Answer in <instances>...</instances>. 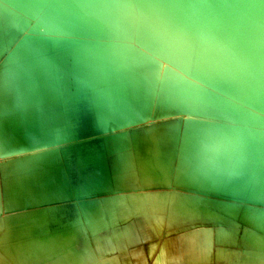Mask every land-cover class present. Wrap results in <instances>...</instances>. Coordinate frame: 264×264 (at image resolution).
I'll return each mask as SVG.
<instances>
[{"label":"rangeland","instance_id":"rangeland-1","mask_svg":"<svg viewBox=\"0 0 264 264\" xmlns=\"http://www.w3.org/2000/svg\"><path fill=\"white\" fill-rule=\"evenodd\" d=\"M102 2L103 4L94 11L93 15L105 24L101 25L99 22L100 24L93 30L47 7H44L38 15V21L43 25L41 27L35 25V20L17 14L9 5L0 1V43L3 45L0 51V112L10 115L19 113L20 103L14 88L18 65H25L30 69L33 63H40L50 69L53 66L51 60L53 57L58 66L59 86L55 87L52 73L49 72L46 77L50 80V86L43 87L40 91L42 103L39 109L44 114L42 123L47 127L52 126L56 121L63 123L67 115L68 118H75L84 108L89 111L94 124L102 126L105 115L101 94L103 78L113 84L132 79L137 81L141 77L146 79L153 83L154 90L145 89L144 99L147 105L143 117L123 124L118 121L114 127L107 130L95 129L90 137L85 135L83 139L77 141L67 139L47 146L73 145L82 148L96 145L105 148L117 137L129 138L140 131L147 133V138H142L143 140L137 136L140 162L144 154L147 155L148 162L139 163L140 166L144 165V168L139 169L142 186L147 190L155 188L159 194L168 195L170 200L167 201L160 195H157L160 196L157 198L146 192L145 197L148 202L152 206H159L152 208L153 212H160L157 218L152 217L141 203L144 210L142 213L127 216V219L117 223L118 227L114 228L110 209H118V203L122 198H130L136 183L128 184L127 180L135 181V179L134 176L127 174L123 167L118 165L120 168L114 171L112 167L116 153L113 151L106 153L105 161L111 168L110 177L115 180H126L128 185L121 191H106L94 197L93 200L97 205L94 210L102 215L104 221L98 234H107L114 229L121 231L128 225L131 226L132 233L129 242L121 236L119 249L108 254L107 259L115 261L116 258L118 264H152L156 252L161 247H165L166 253L172 252L176 257L181 255L180 259L176 258L168 264H238L240 257L245 253L242 247L243 236L247 247L264 252L259 244L249 243L246 237L248 234L254 236L253 231H259V234L264 235L263 229L251 223V218L256 213L264 214V161L255 162L257 168L255 176L247 180L251 188L260 189L261 192L257 194L249 191L247 195L241 197L228 196L227 192L223 190L220 192L218 189L219 186L231 187L234 181H238L237 177L227 181V176H220L224 174L223 163L226 162L223 161L214 174H210L205 167L213 163L210 158L205 159V154L208 152L211 154L220 152L222 160H231L226 168L234 170L236 164H241L233 162L234 149H231L227 156L224 155L223 149L228 137L229 143L234 148L235 144L238 145L236 138L241 136V132L245 134L247 130H250L248 135L252 143L257 144L260 156L264 159V109L261 104L247 101H242L246 106L237 102L228 104L225 101L227 98L221 96L220 88L214 84V81L206 74H199L197 63L199 56L203 54L202 49L206 48L212 56L219 50L200 32L198 17L194 11H188L184 6L179 7V12L172 11L171 7H165L161 14L167 27L173 29L175 35L181 39L179 52L183 54L182 59L173 66L175 87L171 89L168 97H165L164 91L168 86L165 85V81H160L162 78L158 79V75L166 69V60L158 59L156 53L149 51L141 42H135L133 25L136 26L141 20L140 3L138 0H103ZM29 30L37 33L31 40L38 52L33 56L24 57L22 61L18 59L10 61V54ZM63 35L79 41L71 44L62 38ZM224 52L230 53L231 48L226 47ZM140 54H144L142 59L148 62L135 64L129 61L132 66L130 69L126 65L129 62L125 63V60L120 59L124 55L125 58L130 57L135 60ZM159 55L164 59L168 57L165 51L159 52ZM112 58L117 60L112 61ZM103 62L108 65H103ZM215 73L224 76L223 67H217ZM180 84L186 85V89L181 90L178 87ZM260 84L261 82L252 80L250 92ZM213 99L223 101L227 105L222 106ZM49 117L52 120H49ZM53 119L56 121L53 122ZM189 128L197 129L193 131L195 134L192 132V136L188 134ZM235 128L241 131L240 135ZM151 130L153 131L150 132ZM166 134H169L167 138ZM154 140L158 145L157 151L150 148L149 152L142 154L141 141L144 145L150 146ZM215 145H218L217 148ZM190 146L201 153L190 154L188 148ZM129 150V148L123 149L118 154L119 157L125 160L128 153L126 151ZM31 151L30 153H34ZM23 154L22 151L11 154L0 153V182L6 175L3 165ZM8 165L11 166L10 163ZM191 176L192 179L189 181L188 178ZM242 178L245 181L247 176L243 174ZM82 186V189L92 188L88 184ZM192 202H195V206ZM188 203L192 205L191 209L187 208ZM76 207L86 218L94 213V210L88 213L89 208L85 207L83 202L77 201ZM168 207L167 212L170 214L166 215L163 210ZM228 208H234V213L232 214ZM1 209L0 201V264H6L3 248L7 242L44 234L49 223L44 221L36 225L27 222L18 224L20 227L25 226L23 228L1 232L7 228L4 225L5 219ZM18 212L19 210H14L12 214ZM154 218L158 219L156 223ZM170 225L175 229L191 227L177 232L167 231ZM205 228L212 229L214 233L224 231L226 234L223 241L213 242L209 262L204 260L201 240V231ZM77 236H80L79 243L83 245L82 233L78 232ZM95 237L96 234H90L93 244L97 239ZM190 248L191 251L188 250ZM79 250L83 252L76 256L73 254L74 251H70L68 256L59 260L60 264H87L86 260L89 258L87 250L85 248ZM25 256L32 258V254L28 252L20 255V258Z\"/></svg>","mask_w":264,"mask_h":264},{"label":"crops","instance_id":"crops-1","mask_svg":"<svg viewBox=\"0 0 264 264\" xmlns=\"http://www.w3.org/2000/svg\"><path fill=\"white\" fill-rule=\"evenodd\" d=\"M44 7L50 8L61 15H65L91 29L93 28V30L99 25V22L94 20L92 13L95 9L93 0H50ZM11 8L18 13L24 14L28 18L35 20L34 23L36 22L41 27L43 26L38 21V16L31 18L24 12H21L12 6ZM39 13L37 15H39ZM32 37L28 38L21 48H19L21 41L19 42L10 54V61H16V59L22 61L24 57L33 56L38 52V49L32 44ZM63 38L70 41L71 44L78 41L66 36ZM2 47L3 45L0 43V51H2ZM51 60L54 61L53 58ZM116 60L117 59L112 58V61ZM103 65L108 64L103 62ZM51 69H53L55 87L58 88L59 80H57L56 77L57 66L54 65ZM51 69L40 63H33L30 69H27L25 65L18 66L15 91L21 103L22 110L19 112L21 115L16 114L17 116L12 119H7L0 115V150L4 147L5 151H9L16 149V147L20 145H24L21 149H25L26 147H43L66 139L76 141L83 139L85 135L87 136V134H89L86 133L87 130H107L114 127L118 121H121L119 122L120 124H123L124 122H134L140 117H143L145 113L147 101L144 99L143 93H140L139 90L148 87L144 86L142 81L124 80L113 84L104 80V77L101 94L105 106V115L102 126H96L88 111L84 110L79 114L77 121H65L63 124L56 123L54 124L53 129L45 130L40 124L42 113L37 108L40 106L42 100L40 91L43 87L50 86L49 79H47L46 76L47 72ZM28 108H30V112L25 113ZM36 115L40 117H35ZM194 130L196 131L197 129L189 128V136H192ZM152 131L153 130L150 132ZM198 132L201 131L198 130ZM137 135L141 140L147 138V133L145 134V132L140 131ZM242 135L243 133L241 136ZM152 136L154 137V135ZM168 136L169 134L165 135L166 138ZM141 143L140 150L142 154L149 152L150 148L153 150L155 149V151L158 149L156 140H154L150 146L144 145L143 141H141ZM131 145H133L132 137H117L112 141L111 145L105 148L95 145L77 148L71 145L72 147H57L46 149L48 151H40L19 156L14 161L11 171H8L11 175L5 177L7 179H4L0 185V201L2 204L1 212L5 219L4 225L7 226V228L1 230V232L23 228L25 226L20 227L18 224L27 222L40 225L44 221H48L49 226L47 227L46 232L39 236H32L22 240L7 242L3 248V251L6 254V263L60 264L59 260L66 255L68 256L70 251H74L73 254L76 256V254L79 255L83 252V250H79L80 248H85L89 257L86 260L87 264H118L116 258L115 261L110 260L107 259V255L119 249V240L121 239V236L128 242L131 240V226L128 225L121 231L114 229L113 232L99 235L98 231L104 221L101 218L102 215L96 213L94 210L96 209L94 206H97L94 204L96 203V201L94 202L93 200L95 199L94 197H97V195L106 191H121L127 187L128 184L136 183V187L132 189L133 194L130 198H122L118 203V209H110V218L115 224L113 225L114 228L118 227L117 223L127 219V216H135L138 213H142L144 210L141 207V203L145 205L146 211H149L152 217L156 216L157 218L160 212H153L152 208L159 206H152L148 202L145 197L146 192H150L157 198L161 196L163 199H167V201L170 200V198L168 199V195L165 193L159 194V191L155 188L149 190L143 188L139 169L144 168V165L140 166L139 163H148L147 155L144 154L141 162L140 160L138 161L135 156L134 147ZM125 148H129L130 150L126 151L128 152L126 155L127 158L123 160L118 154ZM188 148H190V154L194 152L201 153L199 150L195 151L191 146ZM66 149H71L70 153H72V156L64 157L63 152ZM111 151L116 153L115 158L113 159L114 166L112 169L117 171L120 168V161L124 162L125 164L121 167L125 169L127 174L134 176L136 182L129 179L127 180V184L126 180H113L110 177L111 168L105 161V155ZM205 156V159L210 158L213 161L211 166H205L208 168L210 174H214V172L222 165L221 163L223 161L228 163H223L226 165H229L231 161L222 160L220 152H218V154H211L208 152ZM104 165H106L105 168H103ZM72 166L76 169L74 177L71 172ZM101 167L104 170L107 168L106 171L109 176L107 177L105 173L106 177L103 176L101 182L95 183L94 180L91 181L85 174L86 171L100 170ZM210 178H212V176ZM191 179L192 176L188 178L189 181ZM84 184H88V186L91 185L92 188L82 189V185ZM157 184L159 185V183ZM74 199H76L78 203L83 202L85 207L90 208L88 213L93 212L94 210L93 215L91 217L87 216V218L84 217V214L76 207V200ZM65 205H70L71 210H62V206ZM168 209L169 207L166 210H163L166 212V215L170 214L167 212ZM14 210H19V212L12 214ZM156 218L153 219L155 223L156 220H158ZM172 223L173 222H170V224ZM10 224H16L18 226H8ZM189 227L191 226L175 229L173 225H170L167 231L172 230L177 232ZM89 231L91 233H96L95 238L97 239H95L94 244L89 238ZM78 232L82 233L81 240L83 245H80L79 243L80 236H77ZM255 233L259 234V231H253V234ZM225 236L226 234L224 231L214 233L210 228H205L201 231V240L206 262H209L211 258L210 253L213 242H221L224 240ZM246 237L249 239V243H253L248 235ZM35 243H39L40 250L34 246ZM242 244L245 253L244 256L240 257L238 264H264V252L255 248L252 249L247 247L244 242V236L242 238ZM191 249L192 248L188 250L191 251ZM26 252L31 253L32 258L29 256L20 258V255ZM180 257L181 255L178 257L172 255V252L166 253L165 247H161L153 256L152 264H168L176 260V258L180 259Z\"/></svg>","mask_w":264,"mask_h":264},{"label":"bare ground","instance_id":"bare-ground-1","mask_svg":"<svg viewBox=\"0 0 264 264\" xmlns=\"http://www.w3.org/2000/svg\"><path fill=\"white\" fill-rule=\"evenodd\" d=\"M48 1L50 0H4L6 4H9L10 6L18 9L21 12H24L26 15H28L31 18H35L36 16H38L37 14L41 11V9L45 6V4ZM102 1L103 0H93L95 9L93 10L92 13H94V11L100 5L103 4ZM192 1L138 0V2L142 7V10H140L139 12L141 20L139 21V23L136 24V26L133 25L135 37H136L135 42H141V44L146 46L149 49V51L156 53L158 59L166 60V69L161 75H158V79L162 78L160 79V81L161 82L165 81V85L168 86L167 89L164 91L165 97H168V94L170 93L171 89L175 87L176 79L174 74L175 69L173 68V66L175 64L177 65L178 60H181L183 55V54L181 55V52H179V49L181 48L182 45L181 39L175 35V31L173 29L167 27V25L165 24V22L161 17L162 10L165 8L166 3H169L172 8L179 9V4L185 5V7L187 8L188 6L193 7L196 10V13H201V18H199L198 26L200 27V32L203 33V35H205V37H207L209 41L213 42V44H215L217 47L220 48H225L228 45L233 46L234 50L229 54H216V55L214 54L213 56L211 54H208V52H205L204 49H202L203 54L199 56L197 63L199 73L206 74L209 76V78L215 77L217 79L216 84L222 90L219 93L221 94V96L227 98L225 101L228 104L232 102L243 104L241 101L244 100V101H252L254 103L259 102L260 104L264 105V1L262 0H192ZM143 7H145V9ZM94 20L100 22L101 24H105L103 21L95 17ZM35 25L38 24L36 23ZM36 34L37 33H35L33 30L28 31L24 39L21 41L19 48L22 47V45L26 42L28 38H31L32 36H36ZM161 51H165L168 57H165V59L161 57L159 55V52ZM125 57L124 55L120 57V59L125 60V63L126 61L134 62L135 64L148 62L145 59H142L144 57V54L142 55L140 54L136 56L135 60H133L130 57L129 58L128 57L125 58ZM130 62L129 64L126 63V65L129 66L128 67L129 69L132 67ZM219 66L223 67L224 76H219L217 73H215L216 68ZM252 80H255L256 82H261V84L258 87H254L252 92H250L249 89ZM129 81H136V80L132 79ZM137 81H142L143 85L148 87V88H144L143 90H139L140 93H143V97H145V92H146L145 89L154 90L152 89L153 83H150L146 79L141 77L140 79H137ZM209 83L211 82L209 81ZM185 86L186 85L184 84H180L178 87L181 90H185L186 89ZM213 100L218 102V104L222 106L227 105L223 101L216 99ZM235 130H237L238 135H240L241 131L238 128H235ZM249 132L250 130H247L245 135L243 134L244 136L242 135L236 138L238 145L235 144L234 148L228 141L229 137L228 136H227L228 138L226 137L227 139L225 141V146L223 149L224 155L230 153L231 149H234L233 162L235 161L241 163V164L235 163L236 168L234 170L230 168H226V164H223L225 167L224 174H221L220 176L222 177L227 176V181H232V177L238 178V181L233 180L234 183L232 184L231 187L219 186L218 188L219 191L221 192L223 190L227 192L228 196L241 197L243 195H247L249 191L254 193L256 192L257 194L261 192L260 189L251 188L248 185V181H247L248 179H251L252 177L255 176V173L257 171L255 162L264 161V159L261 158L260 156V152L257 147V144L252 143L248 135ZM137 136H138L137 134L132 136L133 145L131 146L134 147L135 156L139 161L140 157L138 155V149H137V144H138ZM217 146L218 145H215L216 148ZM70 150L71 149H66L63 152L65 158L66 156H72ZM239 150L241 151L238 154ZM228 156H230V154ZM105 167L106 165H104L103 168ZM103 168L101 167L100 170H96V171L89 170L86 171L85 174L91 181L94 180L95 183L101 182L103 176L106 177L107 175V177H109L106 171L107 168L105 170ZM71 172H72V176L74 177L76 173V169L74 166H72ZM243 174L247 176V179L245 181L244 178H242ZM190 203L187 204V208L189 209L192 208V205L195 206V202L194 203L192 202L193 203L192 205ZM228 209L232 214L234 213L233 212L234 208H228ZM62 210L70 211L71 207L70 205H65L62 206ZM251 223L253 224V226L264 230V214L256 213L253 216V218H251ZM249 238L256 245L259 244L258 246H260L261 249H264L263 234L255 233L254 236L252 237L249 236ZM34 246H36L37 249L40 250L39 243H35Z\"/></svg>","mask_w":264,"mask_h":264},{"label":"water","instance_id":"water-1","mask_svg":"<svg viewBox=\"0 0 264 264\" xmlns=\"http://www.w3.org/2000/svg\"><path fill=\"white\" fill-rule=\"evenodd\" d=\"M177 1V0H176ZM190 1H192V0H190ZM262 1H264V0H262ZM2 2L3 3H5L4 2V0H2ZM193 2V1H192ZM194 3V2H193ZM6 4V3H5ZM7 5H9V4H7ZM10 6V5H9ZM180 6H184L185 7V5H181V4H179V7ZM11 7V6H10ZM165 7H171L170 6V4L169 3H166V6ZM186 8V10H188V11H194V13H195V15L198 17V20H197V24L199 23V18H201V13H196V10L193 8V7H191V6H188V8L187 7H185ZM50 9V8H49ZM171 10L172 11H174V12H179V9L178 8H172L171 7ZM163 11V10H162ZM17 14H21V13H18L17 11H15ZM162 14V13H161ZM21 15H24V14H21ZM25 16V15H24ZM65 16V15H64ZM65 17H67V16H65ZM71 19V18H70ZM71 20H73V19H71ZM74 21V20H73ZM76 22V21H75ZM78 23V22H77ZM80 24V23H79ZM102 25V24H101ZM85 26V25H84ZM85 27H87V26H85ZM89 29H90V27H88ZM200 28V27H199ZM202 35H203V33H202ZM204 37H205V35H203ZM63 37H65L64 35L62 36V38ZM66 37H68V36H66ZM69 38H73V37H69ZM206 39H207V37H205ZM64 40H65V38H63ZM74 39V38H73ZM208 40V39H207ZM67 42H68V40H66ZM70 42V41H69ZM211 42V41H210ZM213 43V42H212ZM215 45V44H214ZM226 47H229V48H231V52L234 50L233 49V46L231 45H228V46H226ZM226 47L225 48H220V47H217L216 45H215V48L216 49H218L219 51L218 52H216L215 53V55L216 54H229L228 52L226 53V52H224V49H226ZM204 50H205V52H208V50L206 49V48H203ZM208 54H209V52H208ZM52 59V58H51ZM53 59H54V61H52V64H53V66L55 65V66H57L56 65V59L53 57ZM19 66V65H18ZM48 67V66H47ZM27 68V67H26ZM57 68H58V66H57ZM51 69V68H50ZM53 69H51L50 71H48L47 72V74L49 73V72H51L52 73V76H53V78H52V80L54 81V83H55V80H54V75H53V71H52ZM56 72H57V70H56ZM58 74V73H57ZM199 74H201V73H199ZM58 76L59 75H57L56 77H57V80H59V83H60V79L58 78ZM48 79V78H47ZM210 79L211 80H213L214 81V84L217 86V84H216V81H217V79L215 78V77H210ZM50 81V80H49ZM16 83V82H15ZM57 83H58V81H57ZM59 83H58V86H59ZM218 87V86H217ZM14 88H15V84H14ZM222 90L220 89V92H221ZM15 93H16V91H15ZM17 96V95H16ZM223 97V96H222ZM18 98V97H17ZM223 98H225V97H223ZM233 98H235V97H233ZM19 100V99H18ZM236 100V99H235ZM242 101H244V100H242ZM241 101V102H242ZM244 102H246V101H244ZM247 102H250V103H254V102H252V101H247ZM19 103H20V101H19ZM41 103H42V101H41ZM254 104H257V103H254ZM41 105V104H40ZM261 106H262V109H264V105H262L261 104ZM40 107V106H39ZM39 107L37 108V109H39ZM20 110H19V112L22 110L21 109V103H20V108H19ZM27 111L25 112V113H29L30 111V108H28V109H26ZM40 111H41V122H40V124H41V126L43 127V129H45V130H47V129H53V127H54V124H56V123H60V122H57L56 120H54L53 119V122H55L56 121V123H53L52 124V126H49V127H47L45 124H43L42 123V119L44 118V114H43V111L41 110V109H39ZM84 110H87V109H83L82 111H84ZM82 111L79 113V114H81L82 113ZM88 111V110H87ZM88 113H89V111H88ZM17 115H21L20 113H16ZM16 114H14V115H10V114H7V113H3V112H0V115L2 116V117H6L7 119H9V118H14V117H16L17 115ZM79 114H77V116L75 117V118H68L69 117V115H67V117H66V119H65V121H67V122H71V121H77L78 120V116H79ZM89 115H90V113H89ZM35 117H40V116H38V115H36ZM90 117H92L91 115H90ZM52 120V118L51 117H49V120ZM92 119V118H91ZM64 121V122H65ZM63 122V123H64ZM119 122H121V121H119ZM63 123H60V124H63ZM98 131V130H97ZM95 131H93V130H87L86 131V133H89V134H87V136L89 135V137H90V135H92L91 133H94ZM67 140V139H66ZM69 140H71V139H69ZM62 141H65V140H62ZM62 141H57V142H54V143H51V144H56V143H60V142H62ZM73 141V140H72ZM77 141V140H76ZM50 145V144H49ZM49 145H45V146H43V147H34V148H25V149H21V148H23L24 147V145L22 146V145H20V146H18V147H16V149H13V150H7V151H5L4 150V147L0 150V153H2V154H11V153H15V152H21L22 151V153H24V154H31L30 153V151L31 152H34V153H37V152H40V151H48V150H46V149H53V148H57V147H65V146H58V145H53L52 147H47V146H49ZM96 146V145H95ZM104 148V147H103ZM19 156H21V155H19ZM18 156V157H19ZM17 159V158H16ZM15 158L12 160V161H10V162H6V164H4L3 165V168L5 169V171H6V175H5V177H8V176H10L11 174H9V172L11 171V168H12V166H13V164H14V161L16 160ZM10 163V165L11 166H9L8 164ZM120 166H122L123 164H125V163H123V162H121L120 161ZM9 171V172H8ZM3 178V180L4 179H7V178ZM3 180H1V182H0V185H1V183H2V181ZM113 180H115V179H113ZM74 200H76V199H74ZM76 202H77V200H76ZM98 233H99V231H98ZM90 234L92 235V234H96V233H91L90 231L88 232V235H89V238H90ZM91 240V239H90ZM5 260H6V258H5ZM204 260H205V258H204ZM6 263V262H5ZM7 264V263H6Z\"/></svg>","mask_w":264,"mask_h":264}]
</instances>
